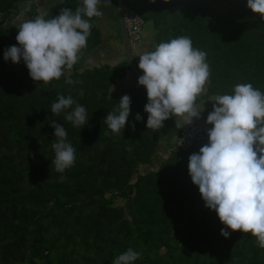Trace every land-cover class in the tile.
<instances>
[{"label": "trees", "instance_id": "trees-1", "mask_svg": "<svg viewBox=\"0 0 264 264\" xmlns=\"http://www.w3.org/2000/svg\"><path fill=\"white\" fill-rule=\"evenodd\" d=\"M24 1L0 0V264H113L128 249L139 253L133 264H264V249L250 233L221 236L224 226L191 181L189 157L208 138L180 150L175 117L162 129H147V95L137 83L109 93L125 78V62L65 70L44 84L31 79L22 60L5 61V50L18 46V27L4 23ZM122 2L152 24L155 47L187 36L206 53L210 75L202 99L233 94L240 83L264 93V22L247 0ZM81 5L64 0L45 19ZM90 22L82 53L101 41L94 18ZM68 78L78 83L67 84ZM58 95L85 107L88 123L76 128L65 120L76 104L53 114ZM124 95L130 115L125 128L112 134L104 121ZM54 119L76 150L74 165L63 173L52 165ZM163 137L176 140L160 157ZM141 166L150 170L141 174Z\"/></svg>", "mask_w": 264, "mask_h": 264}, {"label": "clouds", "instance_id": "clouds-1", "mask_svg": "<svg viewBox=\"0 0 264 264\" xmlns=\"http://www.w3.org/2000/svg\"><path fill=\"white\" fill-rule=\"evenodd\" d=\"M100 3L101 0H82L75 11L64 8L54 18L45 19V14H39L25 20L17 31L18 46L5 50V61L19 64L22 60L34 82L59 80L65 70H72L78 63L91 35L90 21L103 15ZM247 8L264 22V0H247ZM138 68L143 73L138 85L147 94V129H162L164 122L173 117L180 129L191 125L194 118H201L196 100L204 91L210 71L206 53L194 48L189 37L180 36L143 52ZM65 82L78 83L71 78ZM130 103V97L124 95L118 108L108 113L104 124L112 134L125 128ZM74 104L71 95H58L51 112L59 115ZM135 119L140 121L142 117L137 114ZM65 120L81 128L88 123L85 107L76 104ZM205 123L211 125L208 142L189 157L191 181L198 187L205 207L214 211L224 226L221 236L250 233L264 249V93L251 83H240L233 94L215 95ZM51 127L55 136L52 165L56 172L63 173L74 165L76 150L67 142L61 123L54 119ZM138 257L139 253L128 249L113 264H133Z\"/></svg>", "mask_w": 264, "mask_h": 264}, {"label": "rangeland", "instance_id": "rangeland-1", "mask_svg": "<svg viewBox=\"0 0 264 264\" xmlns=\"http://www.w3.org/2000/svg\"><path fill=\"white\" fill-rule=\"evenodd\" d=\"M62 1L64 0H29L21 2L17 6V15H11L9 18H7L4 25L19 28V25L25 20L33 19L39 14H45L49 8L59 4ZM76 1L82 3V0ZM99 10L103 13V15L101 17H94V22L100 32V44L90 51L81 53L78 63L74 65L72 69L75 72H82L94 67H111L125 62L123 50L120 45L114 0H111V2L110 0H101ZM153 35L154 30L152 24L150 22H143L140 26L138 41L131 49L136 68L138 69L141 76L143 73L138 68L139 56L145 51H152L155 49ZM135 84V79L132 77L129 70L126 69L125 78L117 84L111 85L109 93L113 95V93L120 92L127 87L134 86ZM206 84L204 86V91L196 100V106L198 110L202 112L201 118L204 122L207 119V115L212 111L213 98L209 97L207 99H202V96L206 91ZM208 126L211 128V125ZM176 129L177 128H175L172 132H175ZM175 140L176 139L173 138L168 139V137H163L161 141V148H159L157 156H164L167 149L171 147V143L174 144ZM153 163H156L155 160ZM148 170L150 169L147 166H141L139 172L143 174Z\"/></svg>", "mask_w": 264, "mask_h": 264}, {"label": "built area", "instance_id": "built-area-1", "mask_svg": "<svg viewBox=\"0 0 264 264\" xmlns=\"http://www.w3.org/2000/svg\"><path fill=\"white\" fill-rule=\"evenodd\" d=\"M123 19L126 27L128 44L130 47H133L138 41L140 26L143 21L134 11L125 6H123ZM202 139H204V134L201 129L199 126L192 123L191 125H185L181 128L176 146L180 150H184L193 142L201 141Z\"/></svg>", "mask_w": 264, "mask_h": 264}, {"label": "water", "instance_id": "water-1", "mask_svg": "<svg viewBox=\"0 0 264 264\" xmlns=\"http://www.w3.org/2000/svg\"><path fill=\"white\" fill-rule=\"evenodd\" d=\"M114 3H115V11H116V16H117L120 45H121V48L123 50L125 63H126V66L129 70V72L131 73L132 77L135 79L136 83L138 84V79L141 75H140L138 69L136 68L134 59L132 57L131 48H130V45L128 44L126 27H125L124 19H123V2H122V0H114ZM139 87L146 94V89L142 86H139ZM193 123L196 124L197 126H199L202 133L207 137V132L210 129V127L202 120V118H200V119L194 118Z\"/></svg>", "mask_w": 264, "mask_h": 264}]
</instances>
